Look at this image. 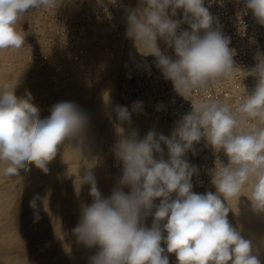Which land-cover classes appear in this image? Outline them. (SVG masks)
Here are the masks:
<instances>
[{
  "label": "clouds",
  "instance_id": "1",
  "mask_svg": "<svg viewBox=\"0 0 264 264\" xmlns=\"http://www.w3.org/2000/svg\"><path fill=\"white\" fill-rule=\"evenodd\" d=\"M62 2L0 0V50L22 47L25 34L18 25L30 10ZM214 3L223 6V0H208V7L205 0H139L140 6L127 14L126 37L142 56L155 57L156 67L185 99L194 89H206L240 70L230 38L212 28L209 7ZM244 4L264 25V0ZM178 10L183 19H172ZM183 23L191 30H181ZM158 39L174 50L176 59L161 50ZM255 59L251 71H240L255 77L257 84L235 111L219 100L193 105L175 122L170 137L150 130L139 139L136 130L125 135L117 127L113 152L122 162V176L111 196L101 195L90 167L80 177V184L90 185L93 202L82 206L73 232L80 243L98 249L90 264H169L166 253H174L177 264H261L252 254V242L229 223L232 208L225 203L244 195L254 210L264 211V53ZM31 101L30 93L18 98L8 85L0 89V174L5 176L18 175L30 164L47 173L48 162L65 140H76L75 150L81 153L86 114L73 102H60L48 118L40 119ZM141 108L142 102L134 103L133 111ZM114 111L121 123L130 122L127 107L116 106ZM248 120L256 121L251 129L245 127ZM202 139L228 157L227 164L217 159L209 170L216 193L192 191L198 169L185 157L189 151L195 155L194 145ZM161 145L167 148V160ZM124 187L130 191L125 193ZM37 199L30 202L34 209ZM35 215L39 219L38 212ZM148 216L153 217L151 227L144 224Z\"/></svg>",
  "mask_w": 264,
  "mask_h": 264
},
{
  "label": "bare ground",
  "instance_id": "2",
  "mask_svg": "<svg viewBox=\"0 0 264 264\" xmlns=\"http://www.w3.org/2000/svg\"><path fill=\"white\" fill-rule=\"evenodd\" d=\"M138 6L139 0H63L60 12L66 21L64 26L49 20L50 6L33 9L23 19L29 22L30 34L23 31L22 47L0 50V89L8 85L18 98L30 93L31 103L43 119L60 102L75 103L88 118L81 153L75 150L76 140H65L48 162L47 173L30 164L18 175L0 174V264H90V257L98 249L80 243L73 232L82 206L93 202L90 185L80 184V177L90 167L105 198L110 183L112 191L118 186L122 162L114 157L111 166L113 148L110 153L107 144L109 139L112 147L116 144L118 126L125 135L136 130L139 139L150 130L170 137L178 120L161 118L144 99L141 110L133 111L134 103L120 96L125 68L145 57L125 35L128 11ZM61 28L66 29L64 41L45 48V39L56 36ZM157 43L163 52L168 48L163 40ZM116 106L128 108L130 122L117 119ZM100 132V141L94 144ZM200 142L204 145L195 144V154L209 146L203 139ZM161 146L167 160V148ZM190 154L194 155L189 151L185 158ZM123 191L128 193L130 188ZM216 191L211 184L202 194ZM243 191L248 194L247 185ZM34 197H39L35 209L30 206ZM225 203L232 208L229 223L252 242V254L264 264V211L254 210L244 195L238 202L232 198ZM152 222L153 217L148 216L144 224L151 227Z\"/></svg>",
  "mask_w": 264,
  "mask_h": 264
},
{
  "label": "built area",
  "instance_id": "3",
  "mask_svg": "<svg viewBox=\"0 0 264 264\" xmlns=\"http://www.w3.org/2000/svg\"><path fill=\"white\" fill-rule=\"evenodd\" d=\"M60 5L54 3L50 6L52 12L49 15V20L54 24L64 26L66 21L60 12ZM205 7H208V0H205ZM209 12L214 17L212 28H218L222 35L230 38L229 48L235 50L233 57L235 66L242 71H251L256 66L255 56L257 53H264V25L259 24L252 11L246 9L244 0H235L234 2L223 0V6L214 3L209 7ZM172 19H183L182 10H178L177 16L172 17ZM29 26L28 21L20 24V28L28 34H30L28 32ZM181 30L190 31L191 29L187 23H183ZM65 34V28L59 29L56 36H48L45 39L44 47L52 48L56 43H62ZM201 34H203V30H201ZM164 52L172 59H176L172 48H166ZM240 70H237L235 77L222 78L209 84L206 89H194L191 95L185 99L174 90L172 82L166 80L162 72L156 67L155 57L149 55L132 63L128 69L124 70L120 83V96L130 100L131 103H143L144 99L145 105L150 109L157 110L160 117L164 119L180 120L185 114L192 111L193 105L213 100H219L235 111L242 98L250 94L257 84L255 77L244 76ZM255 124V120H248L245 127L251 129ZM198 144L200 147L204 145L203 142ZM114 157L111 156V166L114 164ZM227 158L222 152H215L210 145L204 146L195 155L190 154L187 160L198 169V173L192 177V191L202 194L209 188L212 184L209 170L215 167L217 159L226 164ZM175 196L176 194L173 193L172 198L175 199ZM155 203L159 204V199ZM161 246L166 248L163 243ZM166 254L169 258V264H177L174 253Z\"/></svg>",
  "mask_w": 264,
  "mask_h": 264
},
{
  "label": "rangeland",
  "instance_id": "4",
  "mask_svg": "<svg viewBox=\"0 0 264 264\" xmlns=\"http://www.w3.org/2000/svg\"><path fill=\"white\" fill-rule=\"evenodd\" d=\"M23 22H24V21H23ZM21 23H22V22H21ZM21 23H20V24H21ZM20 24L18 25V29H21V28H20ZM126 68L128 69V67H126ZM126 68H125V69H126ZM118 70L120 71V69H118ZM121 70H122V69H121ZM119 74H120V73H119ZM117 77H118V79H117L116 81H119V79H120V75L117 76ZM116 86H117V85H116ZM118 96H119V95H118ZM111 115H112V114H111ZM111 115H110V116H111ZM110 116L108 117L107 120H110V119H109ZM40 117H41L40 119H43V118H42V115H40ZM47 118H48V117H47ZM100 135H101V132L98 134V136H97V138L95 139V141H93L94 144H97V143L100 141V137H101ZM111 140H112V139H109V140H108V143H107V144H109V146L111 147V148L109 147V148H110V153H111V150H112V148H113V147H112V141H111ZM93 143H89V146H91V144H93ZM110 143H111V144H110ZM113 156H115V155H114V152H113ZM109 160H110V159H108V161H109ZM108 161H107V168H106V169H107V173H108L109 170H110V169H109V168H110V164H109L110 161H109V162H108ZM109 188H110V189H108V192H107V193H108V197H110V193H111V191H112V190H111V189H112V187H111V183H110V187H109ZM109 190H110V191H109ZM108 197H107V198H108Z\"/></svg>",
  "mask_w": 264,
  "mask_h": 264
}]
</instances>
